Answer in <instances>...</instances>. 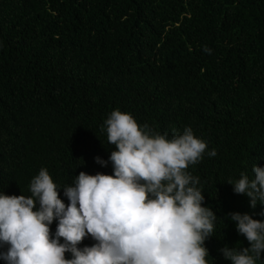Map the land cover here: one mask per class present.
<instances>
[{"label":"trees","instance_id":"1","mask_svg":"<svg viewBox=\"0 0 264 264\" xmlns=\"http://www.w3.org/2000/svg\"><path fill=\"white\" fill-rule=\"evenodd\" d=\"M116 108L207 142L188 171L217 214L208 264H231L219 249L249 245L227 214L264 221L227 183L264 167V0H0V191L30 196L41 168L61 187L111 175L95 158Z\"/></svg>","mask_w":264,"mask_h":264},{"label":"clouds","instance_id":"2","mask_svg":"<svg viewBox=\"0 0 264 264\" xmlns=\"http://www.w3.org/2000/svg\"><path fill=\"white\" fill-rule=\"evenodd\" d=\"M209 54L211 49L205 46ZM114 150L96 163L111 175L81 171L63 187L47 168L31 179L30 196L0 191V260L5 264H208L205 241L214 236L217 214L205 206L200 179L188 171L207 142L191 127L161 134L131 113L113 110L101 125ZM215 157V149L208 151ZM254 176L229 178L250 207L264 205V167ZM69 203L60 196V190ZM38 205V206H37ZM264 215V213H261ZM247 247L219 249L231 264H257L264 256V221L233 212ZM57 221L55 233L51 225ZM90 237L95 243L80 247ZM70 253L71 258L66 254Z\"/></svg>","mask_w":264,"mask_h":264}]
</instances>
